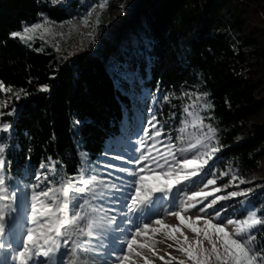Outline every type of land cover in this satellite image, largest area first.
Wrapping results in <instances>:
<instances>
[{
	"label": "trees",
	"instance_id": "1",
	"mask_svg": "<svg viewBox=\"0 0 264 264\" xmlns=\"http://www.w3.org/2000/svg\"><path fill=\"white\" fill-rule=\"evenodd\" d=\"M86 3L0 0V81L29 93L9 103L17 112L9 118L8 180L33 181L49 158L60 176L85 164L100 167L111 141L131 134L147 114L156 112L168 130L178 128L181 93L194 91L208 94L206 121L221 147L205 171L229 166L254 181L261 187L250 203L264 209V0H140L111 43L65 62L8 36L21 22H37L38 13L67 21ZM117 59L131 60L138 82L114 83L110 65ZM43 84L49 92L38 91ZM9 96L0 93V102ZM257 243L264 244V232Z\"/></svg>",
	"mask_w": 264,
	"mask_h": 264
},
{
	"label": "snow or ice",
	"instance_id": "2",
	"mask_svg": "<svg viewBox=\"0 0 264 264\" xmlns=\"http://www.w3.org/2000/svg\"><path fill=\"white\" fill-rule=\"evenodd\" d=\"M50 2L55 6L63 0ZM95 7L85 16L79 17L80 24L91 29L87 33H81L87 36L91 46L96 44L101 22L99 14L92 20ZM98 7L103 9L105 4L101 3ZM119 7L123 14L125 6L122 4ZM37 15L40 17L37 22H21V28L11 31L9 38L26 43L29 47V42L37 39L45 41L46 36L63 38L64 33L56 32L55 29H63L66 25L70 29L74 28V20L77 19L58 22L42 12ZM55 50L60 51L59 42ZM81 50H84L83 42ZM110 70L116 84L139 80L129 59L114 60ZM51 78L54 79L55 74ZM38 91L49 92L50 87L43 84ZM0 93H12L7 101L0 103V133H11L13 125L5 121L4 117L14 116L17 109L13 107L6 112L2 109L8 108L12 99L18 102L29 93L23 88L13 92L2 81ZM181 95L187 98L188 103L182 109L186 118L180 121L181 127L177 129L179 147L171 134L165 135L163 124L153 114L134 149L138 155L113 157L132 164V168H125L122 164H104L106 171L97 172L85 164L77 172L57 178L58 162L49 158L48 165L42 163L39 167L46 170L35 175L34 183L26 185L28 191L21 198L22 206L25 199L27 201V226L20 225L23 235L15 243L9 239L8 229L13 214L17 212L20 189L18 185L10 184L6 176V166H10L11 161L7 159L8 145L0 142V250H6L10 255L11 264H40L41 261L43 264H57L58 255L62 257L60 264H96L95 258L105 256L109 245L111 247L107 255L114 257V264H134L132 257L140 255L136 248L149 247L139 241L148 240L150 232L159 233L161 228L167 229V238L174 240L177 250L186 257L179 259L178 264H264V244L257 243V236L264 232V209L253 207L246 210L243 218L236 219L227 218V208L216 207L221 201L248 197L254 189L217 195L226 191L229 185L205 190L217 184L216 174L211 172V177L206 179L199 191H191L189 195L184 190L185 183L192 182V178L201 173L209 175L204 170L215 159V154L221 151V147L216 139L217 129L205 122L210 117L201 115L211 107L205 102L208 94L186 91ZM163 100L168 102L169 96L165 95ZM79 123V120L74 121L76 125ZM189 125L193 130L187 133L188 139L185 141L184 134ZM148 141L152 143L148 144ZM80 156L85 161L88 160L86 151L81 152ZM50 174L52 179H49ZM228 174L223 172L221 176ZM125 176L133 179H125ZM237 179L239 178L233 174V182ZM244 183L247 181L239 179V184ZM166 204L169 207L166 208ZM192 210L199 214H189ZM165 214L176 217L178 225L164 224ZM133 217L136 219L133 220ZM201 222L203 226H200ZM153 223L157 227H153ZM133 224L134 227H127ZM183 228L190 230L196 239L190 241ZM150 247L155 248V242ZM62 249H67V260L64 259ZM160 259L164 260L163 257ZM174 260L177 258L164 260V264H172ZM145 264H149L147 259Z\"/></svg>",
	"mask_w": 264,
	"mask_h": 264
},
{
	"label": "rangeland",
	"instance_id": "3",
	"mask_svg": "<svg viewBox=\"0 0 264 264\" xmlns=\"http://www.w3.org/2000/svg\"><path fill=\"white\" fill-rule=\"evenodd\" d=\"M67 0H63V2H66ZM87 2L85 10L81 11L79 15L74 16L73 18H77L74 20L75 27L69 28V26H65L63 29H60L57 27L55 29L56 32H63L64 36L61 38L60 36H46L45 41H41L37 39L35 42H29L31 43V47L33 45H36L41 50L49 49L53 51L57 58L62 61H67L69 59H72L79 55H93L98 53L100 50H102L107 44L112 42L113 36L116 35L118 29L126 22L131 20L132 15L134 14L137 4L140 0H80V2ZM243 1V0H239ZM104 3L105 7L103 9L99 8L98 5ZM125 6V12L122 14L120 10V5ZM95 7V11L92 17V20L94 21L96 18V15L99 14L100 18V25L97 30V36H96V44L94 46H91L88 42V38L86 35H81V33H87L91 29L83 27V25L79 22V17H83L86 15V13L93 9ZM72 19V18H71ZM57 42H59V48L60 51H56V45ZM81 42H83V48L84 50H81ZM26 44V43H25ZM28 45V44H27ZM191 92V91H190ZM192 93H197L192 91ZM193 99H195V96H193ZM209 104V101H205ZM3 103V102H0ZM187 98L185 97L184 100V106L187 104ZM210 105V104H209ZM183 106V107H184ZM10 104L8 105V108L2 109L3 111H9L10 110ZM210 108L207 112H202L201 115L205 117H210ZM155 114L156 112H151L146 115L145 121L142 123L141 121L136 123V127L133 132L124 134L119 136L114 141H111V143L107 147V154L102 159V165L95 169L97 172H104L106 171L104 169V164H113V165H121L125 168H132V164H126L123 163L122 160L119 159H113L114 156L120 155V156H134L138 155V153L134 152V149L137 146V143L139 139L143 136V129L148 127L147 121L151 119V116ZM11 116H5L4 120L9 121V118ZM186 116L182 112L180 121L182 119H185ZM190 119V118H189ZM207 123V121H205ZM179 127H181V124H179ZM178 127V128H179ZM178 128H173L172 130H168L164 127L165 135L171 134L173 136V141L176 143V146L179 147V141L177 140V136L179 133L177 132ZM193 129L191 125L188 126L186 129V132L184 134L185 141L188 139L187 133L191 132ZM127 132V131H126ZM0 138H2V141L4 144L7 145L8 142L11 141V133H0ZM152 141H148V144H151ZM159 147V145H157ZM219 153V152H218ZM218 153L215 154V158L218 155ZM182 158V157H181ZM189 158H191V154H189ZM213 160L209 162V166L212 164ZM50 163V162H49ZM142 166V165H141ZM207 168H205L206 170ZM46 169H40L38 173L45 171ZM111 169H108L110 171ZM204 170V171H205ZM206 172V171H205ZM211 172H215L217 177V184L215 186H209L205 190H211L212 187H223L224 185H229V187L226 189V191H222L221 193H217V195H225L229 191H240L243 189L252 188L254 189L253 193L248 196H241L234 199H230L227 201H221L219 202L216 207H224L227 208L230 214H227V218H236L240 219L243 218L246 214V210L253 208L254 206L250 203V199L253 195L256 194V192L260 189V185H255L256 183L254 181H249L244 184H239V179H241L236 171L232 170L231 167H225V169L220 170L218 168H214ZM211 172H209L208 176H204L203 173L201 175L192 178V182H186L184 185V190L187 194H191V191H199L203 184L206 182L207 178L211 177ZM228 172L229 174L227 176H221V173ZM235 174L239 179L233 182L232 176ZM115 175H121L123 176V173H115ZM56 176L57 178L60 176L58 173V170H56ZM125 179H133V177L125 176ZM49 179H52V175L50 174ZM10 184L12 185H18L20 191L18 192V199H17V212L13 214V220L9 222V229H8V237L11 241L14 243L19 241V239L22 238L23 231L20 228V225L27 226V216H28V209H27V201L25 199L24 205L21 204V198L24 197V194L28 191L26 188V185H29L31 183L35 182V178L33 181H25L20 182L16 178L11 179ZM236 185H239V187H236ZM209 199H212L211 197ZM207 203V201L205 202ZM202 206V205H201ZM165 207H169V205H165ZM256 208V207H255ZM244 212V213H243ZM189 214L191 215H197L199 214L196 212V210H192ZM136 218L133 217V220ZM139 222V221H138ZM163 223L166 225L171 226H177L178 220L176 217L165 214L163 216ZM133 225H127V227H134ZM202 225V222L200 224ZM153 227H157L153 223ZM185 235L188 236L190 241H194L196 239L195 235L188 230L187 228L182 229ZM231 230V228L229 229ZM149 239L148 240H140V243H145L149 245V247H145L143 249L136 248V251L140 253L139 256H133L132 259L134 261V264H145V259L148 260L149 264H164V260H169L172 257H176L177 260L172 261V264H178L179 259H186L182 253H180L177 250V244L174 240L168 239V231L167 229L161 228L159 233H149ZM178 238L182 239L180 237L179 233L175 234ZM111 239V237H109ZM153 242H155V248L150 247ZM108 243V241H106ZM169 245H172V247H169ZM207 243L205 242V247H207ZM106 249V255L103 257H96V264H104V261H107V264H114V257L107 255V252L110 250ZM62 253H65L64 259H68L66 256L67 249H62ZM160 257H163L164 260H161ZM61 256H57V264H60ZM11 264V258L10 255L6 252V250H0V264ZM40 264H43V261L40 262ZM187 264H191V262H187Z\"/></svg>",
	"mask_w": 264,
	"mask_h": 264
}]
</instances>
